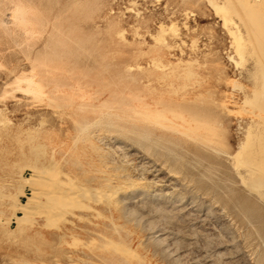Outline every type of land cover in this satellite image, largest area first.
<instances>
[{"label":"rangeland","instance_id":"1","mask_svg":"<svg viewBox=\"0 0 264 264\" xmlns=\"http://www.w3.org/2000/svg\"><path fill=\"white\" fill-rule=\"evenodd\" d=\"M0 264H264V0H0Z\"/></svg>","mask_w":264,"mask_h":264},{"label":"bare ground","instance_id":"2","mask_svg":"<svg viewBox=\"0 0 264 264\" xmlns=\"http://www.w3.org/2000/svg\"><path fill=\"white\" fill-rule=\"evenodd\" d=\"M250 3L253 4V2H249V4ZM255 4H253V5H255ZM16 14H17L18 19H23L24 22H26L25 11L23 9H18ZM23 84H26V87H23L22 86ZM62 87H64V86L61 85V84H56L55 85V84H51V83H45V82H43L41 80L40 81L36 80V75L35 76H31V77H29V76L26 77L25 76L22 79L18 80V88L20 90H22V91H25L26 93H30V94H33V95H37L38 90H39V93H47L49 95H51V94L55 95V93H59V94L61 93L62 94V92H63L61 90ZM251 132H252V130H251ZM252 134L253 133H251V136H252ZM182 135H184V134H182ZM261 140H262V138H261ZM239 164H240V162H239ZM251 166H249V167H251ZM253 167L249 168V171L252 172V173H254L256 171V169L253 168ZM245 168H247V167H245ZM30 171L32 172V178H30L31 179L30 183H32V184L35 183L37 185L36 187H38V188H36L35 186L32 188L31 195L28 197V199H27L28 201H27L26 204L18 205L17 202H14V203H16V205H18V206H16L17 208L15 209V213L18 211V212L23 213L25 216H28V214L31 213L30 211L34 210V211H37L36 214L39 213V215L42 214L45 217H48V218L52 219V218H56V217L65 216L66 214H70L71 210L73 208H78V209H81V210L83 208H85L84 204H81L79 202H82V200H85V199L88 198V196H86L87 193H85L87 191L85 190V192H84L83 191L84 189L82 190L79 186H77V184L74 183L72 179L63 181V180L58 179L55 175L48 174L49 171L45 173V172H42L41 170H39L37 168H34L33 170L31 169ZM257 173H258V171H257ZM260 173H262V172H260ZM260 173H258V174L260 175ZM39 180L41 181L39 183L42 184V186L40 188H42L44 190L42 193H40V191H38V189H39L38 185L39 184L37 182ZM251 180H252V177H251ZM256 180H254V181H256ZM42 189H39V190H42ZM255 193H257V192H255ZM20 195H21V193H20ZM22 195L24 196V194H22ZM87 200H89V199H87ZM19 219H21L20 216H19Z\"/></svg>","mask_w":264,"mask_h":264}]
</instances>
